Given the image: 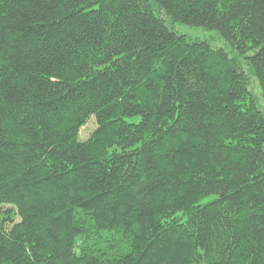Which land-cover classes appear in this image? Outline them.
<instances>
[{
	"label": "trees",
	"instance_id": "16d2710c",
	"mask_svg": "<svg viewBox=\"0 0 264 264\" xmlns=\"http://www.w3.org/2000/svg\"><path fill=\"white\" fill-rule=\"evenodd\" d=\"M252 81L264 0H0V264H264Z\"/></svg>",
	"mask_w": 264,
	"mask_h": 264
},
{
	"label": "rangeland",
	"instance_id": "374dc122",
	"mask_svg": "<svg viewBox=\"0 0 264 264\" xmlns=\"http://www.w3.org/2000/svg\"><path fill=\"white\" fill-rule=\"evenodd\" d=\"M172 28L177 33L185 35L193 40L208 41L213 48H218V47L226 48L225 42L221 39V37L216 31H208L204 28L189 27L182 24H174ZM250 84H251L250 89L252 90L253 95L257 98L259 105L264 106V102L261 97V93L257 83L255 81H252ZM95 129H96L95 120L91 118L86 123V125L83 128H81L79 133V140L81 141L87 140Z\"/></svg>",
	"mask_w": 264,
	"mask_h": 264
}]
</instances>
